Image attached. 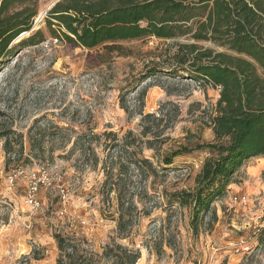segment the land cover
Returning a JSON list of instances; mask_svg holds the SVG:
<instances>
[{"label":"rangeland","instance_id":"1","mask_svg":"<svg viewBox=\"0 0 264 264\" xmlns=\"http://www.w3.org/2000/svg\"><path fill=\"white\" fill-rule=\"evenodd\" d=\"M53 1L38 0L39 13ZM193 42L225 50L189 36L108 51L47 35L4 60L0 264H58L57 234L85 264H131L132 252L135 264H264V157L244 161L198 233L190 208L168 201L218 154L208 144L220 89L175 70L180 46ZM181 147L191 152L165 165ZM240 195L248 202L233 204Z\"/></svg>","mask_w":264,"mask_h":264},{"label":"trees","instance_id":"2","mask_svg":"<svg viewBox=\"0 0 264 264\" xmlns=\"http://www.w3.org/2000/svg\"><path fill=\"white\" fill-rule=\"evenodd\" d=\"M38 14V0H0V66L17 49L44 42L47 35L76 47L104 45L108 51L120 50L116 43L122 40L183 36L225 49L193 42L176 54L177 72L220 89L211 121L217 142L208 144L218 154L205 160L192 190L167 195L169 203L190 208L191 227L198 233L201 215L225 193L244 161L264 157V0H60L46 15L45 29L32 30ZM14 140L22 148V135ZM11 145L8 137V155ZM189 152L176 149L164 156V163L171 165ZM120 205L122 217V199ZM55 237L58 264H65V255L70 264H85L77 248L66 252V239ZM131 254L135 264L139 255Z\"/></svg>","mask_w":264,"mask_h":264},{"label":"built area","instance_id":"3","mask_svg":"<svg viewBox=\"0 0 264 264\" xmlns=\"http://www.w3.org/2000/svg\"><path fill=\"white\" fill-rule=\"evenodd\" d=\"M30 196H35V195H30ZM232 201H233V204H237V203L246 204L248 202V197L246 195H240L239 197L234 196ZM31 202L32 203L35 202V204H37V205L39 204V202L34 200V199H32Z\"/></svg>","mask_w":264,"mask_h":264},{"label":"water","instance_id":"4","mask_svg":"<svg viewBox=\"0 0 264 264\" xmlns=\"http://www.w3.org/2000/svg\"><path fill=\"white\" fill-rule=\"evenodd\" d=\"M58 1H60V0H54L49 6H48V8L46 9V11H45V16L48 14V12L52 9V7L58 2ZM44 23V19L41 21V22H37V21H35V24H34V26H33V28H32V30H36V29H39V28H41V25ZM26 35V34H25ZM25 35H23V36H25ZM22 36V37H23ZM21 37V38H22Z\"/></svg>","mask_w":264,"mask_h":264},{"label":"bare ground","instance_id":"5","mask_svg":"<svg viewBox=\"0 0 264 264\" xmlns=\"http://www.w3.org/2000/svg\"><path fill=\"white\" fill-rule=\"evenodd\" d=\"M47 8H48V7H47ZM47 8H46V9H47ZM46 9L43 10V11H41V12L37 15V17H36L37 22H38V21L41 22V21L44 19ZM25 34L27 35L28 33L26 32ZM25 34H23V35H25ZM23 35H22V36H23ZM22 36H20V38H21ZM20 38H18L16 41H18Z\"/></svg>","mask_w":264,"mask_h":264}]
</instances>
